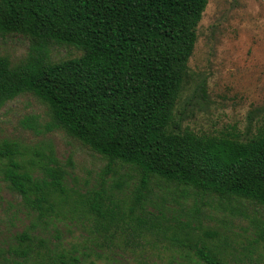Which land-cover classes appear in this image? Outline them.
Returning <instances> with one entry per match:
<instances>
[{
    "label": "trees",
    "instance_id": "trees-1",
    "mask_svg": "<svg viewBox=\"0 0 264 264\" xmlns=\"http://www.w3.org/2000/svg\"><path fill=\"white\" fill-rule=\"evenodd\" d=\"M208 3L0 0V32L34 40L18 64L0 55V109L31 92L50 108L48 130L65 129L108 158L109 171L121 162L135 166L141 174L126 209L105 188L91 193L69 189L68 171L53 155L26 158L17 141L1 139L0 178L19 194L37 220L50 223L61 216L91 215L99 230L109 231L126 218L140 229H161L160 216L147 208L148 203L160 207L152 201L149 188L155 176L264 205V131L242 140L231 133L199 134L181 128L175 119L197 42V26ZM52 42L75 46L82 54L52 61L48 50ZM28 126L38 130L33 119ZM177 228L192 241L191 220L178 221ZM215 235L208 232V236ZM37 237L30 231L17 234L18 243L8 252L12 264L30 260L84 264L75 253L60 252L53 258L50 251L41 250L50 248L43 238L36 242ZM194 254L204 264H230L216 246L195 244Z\"/></svg>",
    "mask_w": 264,
    "mask_h": 264
},
{
    "label": "rangeland",
    "instance_id": "rangeland-1",
    "mask_svg": "<svg viewBox=\"0 0 264 264\" xmlns=\"http://www.w3.org/2000/svg\"><path fill=\"white\" fill-rule=\"evenodd\" d=\"M197 34L175 107L176 122L199 134L231 133L242 140L264 131V0H209ZM33 44L27 35L0 32V55L13 64L22 62ZM48 50L52 61L82 54L75 46L54 42ZM30 119L39 131L28 126ZM51 119L46 102L31 92L21 94L0 109V140L17 141L26 158L53 155L68 171L69 189L91 193L105 188L127 209L140 182L139 169L118 162L109 171L108 158L65 129L48 130ZM149 188L152 201L160 207L148 203L147 208L160 216L161 229H140L126 218L104 231L97 229L91 215L61 216L50 223L37 220L0 178V264H12L9 248L17 245V234L23 231L37 234L36 242L43 238L50 250H41L50 251L53 258L60 252L75 253L84 264H204L194 254L195 244L219 247L230 264H264L263 204L156 176ZM188 220L192 241L177 228L178 221ZM208 232L217 235L208 236Z\"/></svg>",
    "mask_w": 264,
    "mask_h": 264
}]
</instances>
